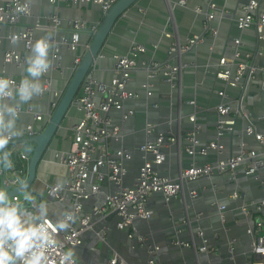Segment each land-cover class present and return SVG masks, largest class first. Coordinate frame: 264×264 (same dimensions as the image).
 <instances>
[{"label": "crops", "instance_id": "crops-1", "mask_svg": "<svg viewBox=\"0 0 264 264\" xmlns=\"http://www.w3.org/2000/svg\"><path fill=\"white\" fill-rule=\"evenodd\" d=\"M8 1L11 0H0V6ZM21 1L30 4L31 13L29 16H21L16 24L2 28L0 76L18 84H21L22 79H27L29 83L38 81L43 91L34 93L28 102L20 98L19 90L16 89L8 98L3 96L6 88L0 93V113L3 117L0 121V136L9 137L10 140L24 130L26 135L29 126L35 129L43 123L55 92L66 86L65 72L75 64L74 58L79 49H57L54 42L49 41L51 47L48 59L54 65L51 63L52 70L45 75L47 80L43 75L39 78L29 76L26 68L28 57L33 55L32 45L46 36L45 32L38 31L32 24L48 22L50 17L55 16L62 24L69 25V21L77 14L80 16L79 19L76 17L78 20H86V24L95 25L96 17L102 11L94 3H78L73 6L67 4L66 0ZM180 1L141 0L136 7L125 13L107 40V56L99 59V68L93 75L98 81L110 84L116 77L114 56L128 54L133 45L146 48V53L138 58V66L127 85L129 91L138 93L140 97L126 101L122 110L124 113L132 111L133 115L122 122L121 112H111L114 124L121 126L123 140H108L99 144L100 150L108 146L112 152L125 149L133 154V160L125 163L128 173L123 181L124 186L136 182L143 159L139 147L143 142L153 141L159 133L177 139L175 144H169L163 149L165 160L156 167L161 176L171 179L177 178L183 169L194 164H214L227 159L236 154L242 144L249 149H260L255 140L246 134V128L250 126L256 132L264 133V41H259L254 26L243 30L237 26V18L242 16L243 6L253 0H187L185 5L180 4ZM212 4L216 6L215 9L211 7ZM197 9L201 12H197ZM263 11L260 6L258 13ZM208 14L214 17L208 19ZM29 30L30 49L24 41H11L13 35ZM195 36L202 37L204 42L186 53L170 54L172 46H181ZM236 40L240 41L239 46H236ZM12 51L24 59L21 67L5 63V54ZM56 52L58 54L55 59ZM236 52L240 53V58L235 57ZM222 59H226L224 68H235L245 63L255 69V74L247 77L241 86L230 87L216 77V73L222 69L219 66ZM154 61L186 64L187 67L182 70L175 87L158 75L153 80V94L147 97L141 85L146 80L148 66ZM221 91L225 93V98L219 96ZM220 104L232 108L230 117L236 120L233 132L220 134L218 131L220 116L217 108ZM192 117L194 122L190 121ZM82 119L83 113L75 109V115L67 122L66 128L61 129L56 141L57 148L48 152L39 165L33 191L9 200L16 205L19 210L17 215L22 223L26 222V227L34 225L42 216L56 223L61 218L60 214L71 208L70 200L53 201L46 192L49 187L63 184L71 177L64 158L71 150L73 129ZM147 122L156 125V134L150 137L145 133ZM196 127L200 146L216 143L223 146L222 150L210 151L205 156H189L185 150V138ZM6 147L0 149V168L4 171V178L8 181L19 175L22 181L25 180L29 160L21 154L17 158L13 153L9 156L15 149L8 146L7 150ZM113 190L110 183L102 184L100 193L84 202V211L90 212L94 206H100L105 195ZM191 192H195L196 196L192 197ZM235 193L239 195L238 198H233ZM262 201L264 167L253 175H247L242 168H238L231 176L214 175L185 183L182 192L169 201L160 194L150 196L147 206L152 216L149 221H138V228L134 229L145 238V244L150 250L159 247L153 256H157L160 264H253L256 260L252 252L254 236L248 230L253 227L255 219H264V206L260 211L251 208L248 215L243 210L250 208L252 203ZM222 211L224 214L220 216ZM117 222L116 216L106 221L96 218L92 228L83 237V245L76 247L81 257L77 260L85 264H107L118 249L122 251L120 255L127 264H148L152 253L143 250L144 246L137 248L136 242L133 246L132 241L123 235L126 230L116 228ZM197 230L204 233L203 239L197 236ZM99 234H104L105 241L99 238ZM177 235L191 247L174 245L172 240ZM255 236L264 237V229L256 232ZM204 245L207 247L206 252L201 250ZM130 251L142 252L145 260L142 259L143 255L130 254ZM15 264L19 263L16 261Z\"/></svg>", "mask_w": 264, "mask_h": 264}, {"label": "built area", "instance_id": "built-area-1", "mask_svg": "<svg viewBox=\"0 0 264 264\" xmlns=\"http://www.w3.org/2000/svg\"><path fill=\"white\" fill-rule=\"evenodd\" d=\"M55 0H50L54 2ZM118 0H66L67 4L76 3H94L99 5L104 12H108ZM187 0H181L180 4L185 5ZM260 6L264 9V2L250 1L243 6V14L237 18V26L240 30L254 26L257 32L259 41H264V11L259 12ZM213 9L216 8L214 4L211 5ZM197 12L201 10L197 9ZM31 13V6L27 2L21 0H11L0 6V43L1 31L5 25H14L21 16H29ZM214 16L208 14V19ZM52 20L56 24L61 23L60 20L53 16ZM71 22V23H70ZM69 30L73 32L72 42L69 48L75 51L80 36L88 31L93 34L97 31V26H92L89 30L87 24L81 20L69 21ZM216 35V32H213ZM16 41H24L26 47H31V30L25 33L13 35ZM166 36L170 37V34ZM11 38V41L13 40ZM204 39L200 36H195L187 39L181 46H172L170 54H183L190 51L194 46L203 43ZM236 46L240 44L239 40L235 41ZM59 49V48H57ZM146 53V48L140 45H133L126 55L114 56L115 60V74L116 77L110 84H105L98 81L96 78H88L83 86L81 96L75 101L78 110L83 113V119L73 129V142L69 154L64 158V164L69 169L71 177L62 184L61 189H56L55 186L47 189V196L49 199L57 202L71 201V208L66 211H75L78 219L73 225L72 229L67 232H57V247L49 250V255L58 261L59 256L68 251L71 247H79L83 245V237L92 228L93 220L96 218H105L112 213H116L118 222L116 228L120 231L129 230L128 239L135 241L138 246H144L145 238L139 236L134 226L136 221H148L152 213L148 209L147 203L150 196L160 194L166 201L176 197L182 192L185 183H192L200 178H211L214 175H233L238 168H242L247 175H253L264 167V133L256 132L252 127L246 128V134L252 137L260 146L259 150L249 149L245 144H242L239 151L229 156L227 159L220 160L214 164L206 165H192L190 168L183 169L177 178L171 179L169 177L161 176L156 167L162 165L165 160V153L163 149L169 144H175L177 139L173 136L159 133L153 141H147L139 147V152L142 154V163L138 170L136 182L131 186H124L123 181L127 176L126 162H131L134 158L131 152L125 149H119L112 152L108 146L100 150L99 144L102 141L113 140L121 142L123 134L120 124H114L111 112H121V121L125 122L133 115L132 111L122 112L126 101L138 99V93L129 91L127 88L128 82L132 76L133 71L138 66V58ZM58 52L54 54L57 58ZM236 58H240V53L236 52ZM24 59L16 52H8L5 54V63H14L19 67L22 66ZM80 59H76L75 64H79ZM221 70L216 73V77L226 82L230 87H239L242 84L244 75L248 77L254 76L255 69L247 64L236 65L235 68H224L226 59H222L219 63ZM186 64H174L172 62H152L148 66V72L145 82L141 85L147 97H150L153 92V80L161 75L172 84L176 86L178 78L182 73ZM52 68L45 74L47 75ZM43 75V76H45ZM0 79H5L0 76ZM8 81L7 87L3 96L8 98L16 89L19 90L20 84L13 80ZM50 89V88H49ZM51 90V89H50ZM219 96L225 98L223 91ZM220 116L218 124V131L233 132L236 120L230 117L232 111L231 106L220 104L217 108ZM0 115H2L0 113ZM37 120H41L40 117ZM194 122V117L190 119ZM145 133L148 137L154 133L155 126L151 123L146 124ZM32 127H28L31 131ZM198 127L190 132L186 138V153L189 156H196V154L205 156L210 151L220 152L222 145L210 143L205 146H200L197 139ZM10 140V139H8ZM4 178V171L0 168V185L1 179ZM11 186H18L22 183L19 175L15 179L6 181ZM104 183H110L114 190L105 195L104 200L100 206H94L90 212L84 211V202L100 193L101 186ZM192 197L196 196L195 192H191ZM238 194H234L233 198H238ZM8 206L16 205L8 201ZM264 206V201L252 203L250 208L243 210L244 214L248 215L250 209L254 208L260 211ZM223 209V207H220ZM19 210L17 209V213ZM45 220L50 222L49 231L54 232L55 222L49 217L42 216L34 225H40ZM264 229V219L258 217L255 219L253 227L248 230V233L254 236L252 242V252L256 256L253 264H264V237L255 236L256 232ZM196 234L199 238H204V233L197 230ZM99 238L105 241L104 234H99ZM11 242L6 244L9 247ZM173 244L178 247L190 248V244L179 242L176 239ZM201 250L206 252L207 247L204 245ZM159 247L155 246L150 253L148 264H160L157 256ZM27 259V257H25ZM19 264L23 261L17 260ZM72 264H85L78 261L75 256L72 257ZM107 264H127L120 254L114 255Z\"/></svg>", "mask_w": 264, "mask_h": 264}, {"label": "water", "instance_id": "water-1", "mask_svg": "<svg viewBox=\"0 0 264 264\" xmlns=\"http://www.w3.org/2000/svg\"><path fill=\"white\" fill-rule=\"evenodd\" d=\"M140 1L141 0H118L108 12L102 10L101 13H98L95 20L97 24H87L88 30L92 26H97V31L93 34L86 31L80 36L77 43V48L79 47V49L74 58V61L80 59V62L79 64H74L71 69L65 72L67 81L66 86L64 89L55 92L56 94L50 103L49 111L44 115L43 123H41L38 128L36 127L31 131H27L26 135L24 130L22 134L15 136L12 140H7L6 146L15 149V151L11 152L9 156L13 153L14 157L17 158L18 155L21 154V156L29 160L27 176L20 185L13 187L6 183L5 178L1 179L0 190L6 191L5 199L7 201L18 197L23 193H31L33 191L32 186L37 179L39 165L45 160L48 152L57 148L58 143H56V141H58L61 129L66 128L67 122L75 115V109H78L75 105V101L81 96L86 80L88 78H95L93 75L99 68V59L107 56L105 55V47L108 38L125 13L133 7H136ZM79 4L82 3L79 2ZM74 5L77 6L78 3L73 4V6ZM76 17L78 18L80 16L77 14L74 15V18L71 21L79 19ZM81 21L87 22L86 20ZM32 26L38 31L45 32L49 41L54 42V47L67 48L72 42L73 32L68 29L69 25L67 24H62V22L56 24L52 20H49L48 22H34ZM30 48L31 47H29V49ZM53 65L54 64L52 63V66ZM247 77L248 75L245 74L241 82L244 83ZM44 78L46 81L47 77L44 76ZM146 124H149V122ZM151 124L155 126L154 133L156 134V125L153 123ZM219 133L224 134L226 132L219 131ZM142 144H144V142ZM223 214V211L220 212V216H223ZM113 216H116V213H112L103 218V221H106ZM137 222L138 221L134 223L136 228H138ZM125 232L126 233L123 235L128 237L129 230H126ZM175 239L182 242L178 235L174 240ZM174 240H172V243ZM133 244H135V241L132 242V245ZM137 248L140 247L137 245ZM70 249L73 250L76 259L81 258L80 254L78 255L76 251V247H71ZM142 249L145 251L147 250V253L153 250H150L147 247V244H145ZM137 250L140 251L141 249ZM115 252L121 254L122 251L116 249ZM133 253L135 252L133 251ZM142 259L145 260L144 255L142 256Z\"/></svg>", "mask_w": 264, "mask_h": 264}, {"label": "clouds", "instance_id": "clouds-1", "mask_svg": "<svg viewBox=\"0 0 264 264\" xmlns=\"http://www.w3.org/2000/svg\"><path fill=\"white\" fill-rule=\"evenodd\" d=\"M13 43L16 37H13ZM51 44L47 36L36 40L32 45V56L28 57L26 72L31 77H41L45 75L51 66L52 61L48 59ZM8 81L0 79V93L7 87ZM41 84L37 82L29 83L27 79H22L19 94L20 98L28 102L34 93H42ZM3 117L0 115V121ZM9 137L0 136V149H3ZM64 183V182H63ZM56 189H61L62 184L57 183ZM6 191L0 190V264H15L17 260L23 264H72L73 250L63 252L58 261L49 255V250L57 247V232L70 231L76 223L78 216L75 211L61 213V218L55 223L54 232L49 231L48 220L40 225L25 226L21 218L17 215V207L8 206L5 199ZM9 247H6L8 242ZM27 257V259H25Z\"/></svg>", "mask_w": 264, "mask_h": 264}, {"label": "rangeland", "instance_id": "rangeland-1", "mask_svg": "<svg viewBox=\"0 0 264 264\" xmlns=\"http://www.w3.org/2000/svg\"><path fill=\"white\" fill-rule=\"evenodd\" d=\"M124 253H125V252H124ZM129 253H130V254H139V255H141V256L143 255L142 252H135V253H133L132 251H130Z\"/></svg>", "mask_w": 264, "mask_h": 264}, {"label": "trees", "instance_id": "trees-1", "mask_svg": "<svg viewBox=\"0 0 264 264\" xmlns=\"http://www.w3.org/2000/svg\"><path fill=\"white\" fill-rule=\"evenodd\" d=\"M6 149L8 150V149H9V147L7 146V147H6Z\"/></svg>", "mask_w": 264, "mask_h": 264}]
</instances>
